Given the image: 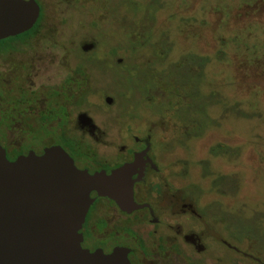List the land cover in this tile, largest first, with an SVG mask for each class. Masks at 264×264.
Masks as SVG:
<instances>
[{"label":"rangeland","instance_id":"obj_1","mask_svg":"<svg viewBox=\"0 0 264 264\" xmlns=\"http://www.w3.org/2000/svg\"><path fill=\"white\" fill-rule=\"evenodd\" d=\"M38 1V27L0 50L4 105L15 79L35 94L9 138L40 143L41 114L60 106L85 148L107 147L77 131L81 112L115 142L151 134L160 175L196 195L211 232L264 261V0Z\"/></svg>","mask_w":264,"mask_h":264},{"label":"flooded vegetation","instance_id":"obj_2","mask_svg":"<svg viewBox=\"0 0 264 264\" xmlns=\"http://www.w3.org/2000/svg\"><path fill=\"white\" fill-rule=\"evenodd\" d=\"M40 8L36 24L22 34L0 40V50L6 49L8 41L29 36L38 27L41 5ZM5 81V77H0V147L10 161L30 153L41 155L47 148L60 146L79 169L92 174H111L125 165L133 168L134 207L123 208L108 196H101L96 191L91 193L93 202L79 231L84 249L107 255L122 250L131 264H236L233 261L235 256L239 257L237 264H264L257 253L241 249L227 237L211 232V225L195 200L196 195L182 192L181 188L171 185L168 177L160 175L162 170L152 154L151 134H128L115 142L109 140L108 132L97 125L87 112H81L75 122L77 131L92 137L97 147H107L103 151L85 148L82 141L66 133L67 109L60 106L48 108L59 111L53 113L49 110L41 114L39 123L44 128V136L40 143L37 142L40 137H31L28 144L11 140L9 131L17 124L25 125L23 115L34 112L35 107L27 104L32 102L35 94L31 89H21L19 80L15 79L16 89L9 90L13 105L10 102L4 105L5 100L1 96ZM73 89L80 91V84L75 83ZM105 101L111 106L114 98L107 96ZM54 121L56 125L51 124ZM47 128L51 129V134ZM159 195L168 199L171 196L174 200H169V205L157 207L151 197ZM102 203L113 207L115 214L101 212L99 206ZM146 223L151 226L148 230Z\"/></svg>","mask_w":264,"mask_h":264},{"label":"water","instance_id":"obj_3","mask_svg":"<svg viewBox=\"0 0 264 264\" xmlns=\"http://www.w3.org/2000/svg\"><path fill=\"white\" fill-rule=\"evenodd\" d=\"M40 11L36 0H0V40L30 30ZM132 172L89 173L60 146L15 161L0 147V264H131L122 250L84 249L79 230L94 191L135 206Z\"/></svg>","mask_w":264,"mask_h":264}]
</instances>
